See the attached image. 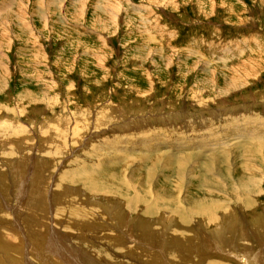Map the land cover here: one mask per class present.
I'll return each mask as SVG.
<instances>
[{
  "label": "rangeland",
  "instance_id": "1",
  "mask_svg": "<svg viewBox=\"0 0 264 264\" xmlns=\"http://www.w3.org/2000/svg\"><path fill=\"white\" fill-rule=\"evenodd\" d=\"M208 259L264 264V0H0V264Z\"/></svg>",
  "mask_w": 264,
  "mask_h": 264
},
{
  "label": "bare ground",
  "instance_id": "2",
  "mask_svg": "<svg viewBox=\"0 0 264 264\" xmlns=\"http://www.w3.org/2000/svg\"><path fill=\"white\" fill-rule=\"evenodd\" d=\"M234 126V125H233ZM251 130V129H250ZM92 131V130H91ZM251 132V131H250ZM252 133H254L253 131H252ZM248 135V134H247ZM250 137V136H249ZM107 140V139H106ZM149 140V139H148ZM156 141H157V139H156ZM172 142V141H171ZM170 142V143H171ZM248 143H250V141L248 142ZM156 144H158V142L156 143ZM171 145V144H170ZM245 151H246V153L248 152L249 153V151L251 152V150L252 149H250V146L249 145H247L245 148ZM254 151V150H253ZM252 151V152H253ZM257 151V150H256ZM91 154H93V153H91ZM254 154V153H253ZM95 155V154H94ZM150 156V155H149ZM156 159L155 160H153V163H154V167H157L156 166V162H157V160H161V158H159L158 159V156H156L155 157ZM186 158V157H185ZM181 159L180 158V160H178V164H179V167L178 168H176V170L178 169V171H179V175L183 178L184 176H183V170H184V163L187 161L186 159ZM215 161V160H214ZM214 161H213V163H214ZM98 164H99V162H98ZM165 164H168L167 163V161H166V163ZM100 165V164H99ZM207 166H206V171H207V173H211V165L209 166V164H206ZM86 166V165H85ZM162 165H160V167H161ZM171 166V165H170ZM169 165L168 166H166V165H164V166H162V167H164L165 169L164 170H170L168 167H170ZM93 167V166H92ZM79 168H81V170H82V168H83V172H80L81 173V182H79V184H81V185H84V181H86V180H84V179H86V178H89L88 176H90L91 174H93L94 172H95V174L97 173L96 171H92V170H94V169H92L91 171H88L87 169H86V167H79ZM86 170H85V169ZM96 168H97V166H96ZM168 168V169H167ZM175 168V167H174ZM152 169V168H151ZM89 170H90V168H89ZM75 174L78 176V173H76L75 172ZM74 174V175H75ZM73 175V177L75 178V176ZM178 175V176H179ZM67 177V176H66ZM208 176H206L205 178H203V176H202V181H204V183H208L207 182V180H208V178H207ZM90 178L91 179H89V180H87L86 182H90L91 184H90V186H88L89 188H94V190L93 189H90L89 191H96V192H98L97 191V188L99 189L100 187L99 186H101V188L99 189L101 192L104 190V193H106V190H105V183L104 182H102L101 180L99 181V182H95V181H92V179L93 178H95V177H93L92 178V176H90ZM97 178V177H96ZM95 178V179H96ZM110 178V177H109ZM63 179H64V181L66 180V178L63 176ZM69 179H71L70 177H69ZM119 179V178H118ZM80 180V179H79ZM97 180H98V178H97ZM113 180V179H112ZM124 180V179H123ZM182 180V179H181ZM61 181H63V180H61ZM73 181V180H72ZM117 181V180H116ZM115 181V182H116ZM121 181V180H120ZM211 181V180H210ZM123 182H125V181H123ZM83 183V184H82ZM109 183V182H108ZM120 183V182H119ZM126 183V182H125ZM179 183L181 184V181H178L176 184H178V186H181V185H179ZM212 184V183H211ZM217 184H219L218 182H215V183H213V185L214 186H216ZM120 185V184H119ZM118 185V186H119ZM131 184H129V186H130ZM175 185V184H174ZM60 186V185H59ZM129 186H128V184H127V186L125 185V187H126V189H127V187L129 188ZM177 186V185H176ZM97 187V188H96ZM122 187V184L118 187V188H121ZM180 188V187H179ZM106 189H108V188H106ZM124 189V188H123ZM146 188H142L141 190H135V187L133 188V192L131 193V195H129L128 197H129V201H130V204L131 205H127L128 207H133V205H137V203H139L140 201H143V200H145V199H148L149 197H148V195H146V193L145 192H147L146 190H145ZM179 190V189H178ZM127 191V190H126ZM150 191V190H149ZM149 193V192H148ZM153 193V192H152ZM165 193L167 194V193H170L169 192V190L168 191H165ZM164 193V194H165ZM91 195V194H90ZM170 195H173L172 193H170L169 195L167 194V195H165V197L164 196H161L160 195V193H159V196H157L156 194L152 197L155 201H158L155 205H162L163 203H167V201H169V198H170V201L172 200V202H174L173 201V197H175L174 199H176L177 201H178V203H180L179 201L180 200H178L177 199V197L178 196H170ZM161 196V197H160ZM152 199V200H153ZM73 201V200H72ZM185 201V200H184ZM193 201V200H192ZM193 203L194 204H196V205H198L199 203H197L196 201H193ZM168 204V203H167ZM202 204H205V203H202ZM79 205V206H78ZM78 205H76V207H72V209H69L70 210V213H72V212H76V211H79V213H80V216H83L84 218L85 217H87V218H89L90 217V215H92V213H89L88 212V208H86V210H85V207H83L82 205H80V203L78 204ZM179 205V204H178ZM171 206V205H170ZM150 208V210L148 211V212H150V213H154V209L157 211V207H151V206H149ZM169 207V206H168ZM175 207H177V205L175 206ZM179 207V206H178ZM178 207H177V209H176V211H177V213H179V214H177V216H178V218H182L181 219V221H180V223H179V221H178V223H179V227L181 228V229H183V228H186L188 225L187 224H189V222H190V219H191V217L194 215V213L196 214V212H198V213H201V211L199 210V211H189V210H186L185 208H183V209H181V211L178 209ZM181 207V206H180ZM184 207V206H183ZM198 207H203V206H201V205H198ZM182 208V207H181ZM163 210V209H162ZM173 210V209H172ZM173 212V211H172ZM171 212V213H172ZM174 213H175V211H174ZM97 215V214H96ZM98 216V215H97ZM188 216H190V219L188 218ZM218 216V215H217ZM211 217V216H210ZM209 217V218H210ZM214 217H215V219L217 218L216 217V215L214 214ZM214 217H211V218H214ZM257 217V216H256ZM95 218H96V216H95ZM214 220V219H213ZM257 223V222H256ZM178 228V227H177ZM237 231H238V233H239V235H241L242 234V232H243V230H242V228H237ZM191 232V231H190ZM178 240V239H177ZM181 241V240H180ZM174 243V242H173ZM177 252V251H176ZM244 252V251H243ZM217 255V254H216ZM222 255V254H221ZM237 255V254H236ZM235 255V256H236ZM175 256V255H174ZM178 256V255H177ZM262 256V255H261ZM176 257V256H175ZM219 258V257H218ZM239 258V257H238ZM263 258V257H262ZM231 259V258H230ZM229 259V260H230ZM220 260H221V258H220ZM235 260V259H234ZM222 261H224V259L222 260ZM233 261V260H232ZM263 263H264V261H262ZM204 263L205 264H226V263H223V262H221V261H217V260H212V259H208V260H206V261H204ZM244 263V262H243ZM249 263V262H248ZM241 264V263H240Z\"/></svg>",
  "mask_w": 264,
  "mask_h": 264
},
{
  "label": "crops",
  "instance_id": "3",
  "mask_svg": "<svg viewBox=\"0 0 264 264\" xmlns=\"http://www.w3.org/2000/svg\"><path fill=\"white\" fill-rule=\"evenodd\" d=\"M30 94L32 95V97L35 95V93L33 91H30Z\"/></svg>",
  "mask_w": 264,
  "mask_h": 264
}]
</instances>
